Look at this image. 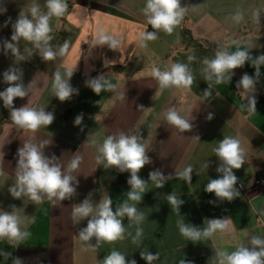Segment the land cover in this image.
Here are the masks:
<instances>
[{
    "label": "crops",
    "instance_id": "0c3cea01",
    "mask_svg": "<svg viewBox=\"0 0 264 264\" xmlns=\"http://www.w3.org/2000/svg\"><path fill=\"white\" fill-rule=\"evenodd\" d=\"M69 1V13L50 20V44L58 50L67 41L66 53L43 61L33 45L21 39V61L10 50L5 53L3 43L11 42L12 25L20 12L30 16L29 7L34 2L42 13L47 12L46 0H0V91L8 87L3 73L10 67L19 68L25 86L33 82L32 90L28 96L16 98L13 107L43 108L55 117L50 126L36 132L0 120V210L15 211L24 221L22 230L29 233L12 243L0 240V264H12L17 257L23 264H103V258L113 249L128 260L135 259L137 264H146L140 258V251L145 249L159 253L153 264H179L181 258L192 264H217L216 252H231L240 243H247L251 235L264 238V189L239 192L231 202L219 201L214 193L204 191L209 178L220 175L214 149L225 136L239 139L244 148L245 163L241 169L233 170L238 182L247 186L252 177H264V109L256 107V112H249L244 107L246 93L236 87L245 73L256 78L255 68L246 62L233 70L230 82L226 79L220 84L206 81L201 71L203 60L213 58L221 47L226 46L230 52L249 51L253 58L264 54V0H181V6L188 7L181 24L172 34L158 32L157 39L148 41L146 47L138 44L141 32L154 31L142 12L146 0ZM257 9L261 13L259 23L252 16ZM237 11L243 14L240 22L232 19ZM100 29L121 39L117 50L107 45L93 46ZM182 30L189 35L181 37ZM26 49L33 54L29 55ZM189 56L194 59L190 61ZM177 62L190 68L194 76L191 89L161 90L152 76L153 67L164 70ZM57 71L65 79L68 72L74 71L69 83L78 93L64 102L52 90ZM99 76L116 87L97 95L86 82ZM256 79L253 95L264 105V65ZM169 108L190 120L192 130L181 133L168 124L164 114ZM209 113L211 120L207 118ZM2 114L10 115V109L0 100ZM78 115H82V122L75 125ZM120 132L140 135L151 160L139 172L148 182V192L136 204L145 216L140 225L143 236L138 244L126 235L124 240L102 244L96 251L86 250L78 231L87 221L74 225L75 204L92 193L94 202L110 196L115 208L127 199L130 190L129 173L104 168L96 162L99 145L108 135ZM27 141L40 145L49 158L54 155L55 163L62 169L66 170L73 159H80L72 173L79 181L77 193L70 200L44 199L34 204L26 196H11L9 188L16 183L18 149ZM205 162L209 163L207 170L202 167ZM187 166L193 167L192 183L175 176ZM154 170L171 176L163 188L157 189L149 181L148 174ZM172 192L184 201L180 215L167 203L166 195ZM212 218H229L227 231L195 243L179 233L180 219L202 228ZM124 224L134 235L136 226L130 225L127 218Z\"/></svg>",
    "mask_w": 264,
    "mask_h": 264
},
{
    "label": "clouds",
    "instance_id": "9594fccd",
    "mask_svg": "<svg viewBox=\"0 0 264 264\" xmlns=\"http://www.w3.org/2000/svg\"><path fill=\"white\" fill-rule=\"evenodd\" d=\"M46 8L47 12L42 13L40 6L34 2L29 7L30 16L20 12L12 25L11 42L5 40L3 43L5 53L10 50L15 57L23 61L24 57L20 55L18 47V42L21 39L31 43L43 61L53 60L66 53L67 41L59 46L58 50H53L50 44L53 39L50 20L52 17L64 15L67 10V2L66 0H46ZM187 11L188 7L181 6V0H146L142 12L154 31L141 32L138 41L139 46L146 47L148 41L156 40L158 32L172 34L174 29L181 24ZM252 16L254 22H260L261 13L258 9L252 13ZM232 19L235 22H240L243 19V14L237 11ZM97 45H107L110 49L117 50L121 45V39L100 29L93 46ZM26 50L29 55L33 54L31 49ZM188 59L191 61L194 57L189 56ZM246 62H251L257 78L260 66L264 65V54L253 58L249 51L237 49L235 52H230L225 46L218 48L213 58L203 60L204 67L201 71L204 73L206 81L214 80L216 84H220L226 79L230 82L234 75L233 70L243 67ZM73 72L67 73V79L59 71L54 73L52 90L54 96L61 102L69 100L74 93H78V90L69 83ZM152 76L157 80L161 90L172 88L190 90L194 82V76L188 65L179 62L171 64L164 70L153 67ZM22 77V70L15 67H10L3 73V81L8 87L0 91V100L3 101L5 108L10 109L11 119L15 125L24 130L36 132L41 127L50 126L55 117L52 112L43 108L38 109L27 105L20 108L13 107L16 98H24L32 90L33 82L25 86ZM256 78L245 73L236 85L237 89H242L246 93L247 103L244 107L249 112H256L257 100L253 95L257 82ZM86 83L97 95L104 90H112L116 87L104 76L91 79ZM121 99H124L123 94ZM82 118V115H78L74 124L80 125ZM164 118L168 124L181 133L192 130L193 125L190 120L181 115L175 108H169L165 112ZM207 118L211 120L212 114L209 113ZM196 138L199 139V137ZM142 140L140 135H128L120 132L115 135H108L97 148L96 162L98 164H102L104 168L114 167L121 173L130 174L127 180L130 190L127 192V199L115 208H113V199L110 196L94 202L91 198L92 193H89L82 202L75 204L72 210L74 225H78L84 220L87 221L86 226L78 231V238L84 243L86 250L96 251L102 244L124 240L126 235L131 237L133 244L140 243L143 236V229L140 225L145 220V216L138 210L136 204L141 203L144 195L148 192L146 191L148 182L139 176V172L145 165L151 163ZM214 153L220 162L216 169L220 175L216 179L209 178L204 191L214 193L219 201L231 202L240 195L236 187L238 177L233 170H239L244 165V148L239 139L225 136L219 141ZM17 155L16 183L9 188L14 199L26 196L34 204H39L44 199L62 202L70 200L76 195L79 181L77 176L72 173L78 168L79 158L73 159L67 165L66 170L62 169L60 165L55 163L57 158L54 155L49 158L41 150V146L32 141L25 142L18 149ZM202 167L207 170L209 163L205 162ZM192 173L193 167L187 166L182 171L175 173V176L184 180L185 183H192ZM148 175L149 181L154 182L157 189L163 188L171 177H166L159 170L151 171ZM166 199L172 211L180 215V208L184 201L173 192L167 194ZM129 201L134 203H129ZM209 203H215V201H209ZM13 209H16L15 206ZM125 218L130 225L136 226L134 235L126 229ZM228 221L229 218L207 219V226L200 228L180 219L177 221V227L182 237L195 243L202 239H209L217 232L227 231ZM23 224L24 221L15 211L0 210V240H7L12 243L26 238L29 233L22 230ZM215 256L217 264H264V238L251 235L247 243H240L231 252L218 251ZM140 258L146 261V264H153L159 259V253L153 254L145 249L140 251ZM12 264H23V261L18 257L13 258ZM103 264H137V261L135 259L128 260L125 254L113 249L103 258ZM179 264H192V262L181 258Z\"/></svg>",
    "mask_w": 264,
    "mask_h": 264
},
{
    "label": "built area",
    "instance_id": "2783aa9c",
    "mask_svg": "<svg viewBox=\"0 0 264 264\" xmlns=\"http://www.w3.org/2000/svg\"><path fill=\"white\" fill-rule=\"evenodd\" d=\"M67 2V10L66 12L64 13L63 16L61 17H64L66 16L70 9H71V3L69 0H66ZM238 191L240 193H245L247 190L249 191H252V192H255V191H258V190H261V189H264V177H252L249 184L247 186L243 185L242 183L238 182L237 185H236Z\"/></svg>",
    "mask_w": 264,
    "mask_h": 264
},
{
    "label": "trees",
    "instance_id": "16d2710c",
    "mask_svg": "<svg viewBox=\"0 0 264 264\" xmlns=\"http://www.w3.org/2000/svg\"><path fill=\"white\" fill-rule=\"evenodd\" d=\"M148 31L150 32V30H148ZM188 35H189V32L187 30H182L181 31V37H185V36H188ZM256 107H258L260 109H264V105H263L262 100H257ZM0 120L13 122L12 119H11V115H9V114H2L0 116Z\"/></svg>",
    "mask_w": 264,
    "mask_h": 264
}]
</instances>
